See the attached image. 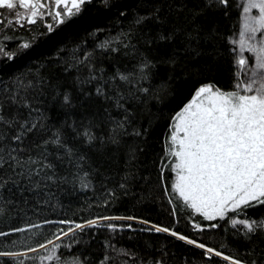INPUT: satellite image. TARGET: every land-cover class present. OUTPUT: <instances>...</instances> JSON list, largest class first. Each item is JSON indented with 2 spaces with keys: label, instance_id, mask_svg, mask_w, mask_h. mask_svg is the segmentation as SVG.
<instances>
[{
  "label": "trees",
  "instance_id": "1",
  "mask_svg": "<svg viewBox=\"0 0 264 264\" xmlns=\"http://www.w3.org/2000/svg\"><path fill=\"white\" fill-rule=\"evenodd\" d=\"M237 5V0L227 7L208 6L206 0H91L52 32L40 24L0 26V45L14 53L12 59L0 56L5 120L41 126L22 145L34 158L57 132L72 150L49 144L52 169L0 189V232L8 233L0 236V252L23 253L0 256V264H230L180 235L246 264H264V229L246 236L242 225L208 221L187 208L172 191L175 158L166 155L173 117L199 87L234 88ZM141 16L151 18L137 24ZM0 19L8 20L1 12ZM161 34L170 38L161 40ZM24 43L31 46L22 49ZM146 62L149 67L141 71ZM85 130L95 137L91 143ZM0 132L12 134L5 124ZM49 175L53 179L42 178ZM234 218L264 221V205ZM93 220L96 226H88ZM76 224L84 228L63 235ZM153 225L170 231L156 232ZM49 240L60 245L55 253ZM49 255L52 260L41 259Z\"/></svg>",
  "mask_w": 264,
  "mask_h": 264
},
{
  "label": "snow or ice",
  "instance_id": "2",
  "mask_svg": "<svg viewBox=\"0 0 264 264\" xmlns=\"http://www.w3.org/2000/svg\"><path fill=\"white\" fill-rule=\"evenodd\" d=\"M90 2L91 0H51L48 15H51L57 24H65L77 17L82 7ZM206 2L208 6L215 4L227 7L229 4V0H206ZM45 7L46 3L43 0H0V9H7L12 13L17 24L25 18V12L20 9L26 10L27 23L35 24L37 18L43 19L44 13L40 9ZM237 7H242V26L238 38L231 41L239 49L234 88L231 91H224L212 84L199 87L173 117L166 155L175 158L174 161H170L171 170L176 173L172 191L178 194V199L182 200L187 208L199 213L208 221L219 218L229 220L233 227L242 225L245 235L248 236L264 229V221L234 218L240 216L246 208L255 207L256 204L264 205V0H244V3ZM253 9H256L258 14L253 15ZM154 12L158 13L159 9H155ZM148 18L151 17H138L136 23L140 24ZM155 18L159 20L158 15H155ZM4 24L11 26L13 20L0 19V26ZM20 27L24 25L20 24ZM47 30L52 32L53 24H48ZM159 38L167 40L170 37L161 34ZM30 46V43H24L20 47L28 49ZM245 51L252 56L245 57L243 55ZM13 55L14 53L5 51L3 45H0V56L12 59ZM148 67L149 63L142 64L141 71ZM118 75L121 80L129 79L125 74ZM241 76L244 78L241 79ZM97 93L104 95L101 88H97ZM120 99L122 97L116 100L118 108L122 107ZM65 100L67 102L68 97H65ZM0 124H5L12 131L10 137L0 132V189L6 187L9 182L17 183L19 179H27L31 182L34 177H41L45 169H52L54 166L47 160L49 144L65 148L68 152L72 151L66 148L60 133L57 132L53 138L43 141L42 146L45 151L40 157L34 158L27 154L28 148L22 145L28 136L41 126L35 121L5 120L2 108H0ZM118 126L122 127L123 122H119ZM136 134L139 135L138 132ZM82 135L89 143L95 139L87 130ZM5 170H10L12 175L5 176ZM42 178L53 179L51 175ZM229 213L234 215L230 216ZM101 219L117 218L102 217ZM88 226H96V221H89ZM218 226V224L211 225L213 228ZM107 227L115 230L116 226L107 225ZM128 227L130 228L131 225ZM195 227L200 228V225L197 224ZM83 228L84 225L76 224L75 228L62 232L67 236L69 232L74 233L75 229ZM152 229L156 232L170 231L168 228L156 225H153ZM13 231H24V229ZM170 234L178 235L174 231ZM6 235L8 233L0 232V236ZM178 238L205 249L206 253L221 257L230 264H246L240 259L224 255L183 235ZM55 239L59 240L60 236L57 235ZM47 244L54 245L51 250L53 253L60 247L52 240ZM47 244H40L39 247L47 248ZM29 251L35 252L37 249L32 248ZM19 255L23 253L0 252V256ZM41 259L52 260L53 256L49 255ZM56 259L59 260V257ZM19 264H23V261ZM252 264L256 262L253 261Z\"/></svg>",
  "mask_w": 264,
  "mask_h": 264
},
{
  "label": "flooded vegetation",
  "instance_id": "3",
  "mask_svg": "<svg viewBox=\"0 0 264 264\" xmlns=\"http://www.w3.org/2000/svg\"><path fill=\"white\" fill-rule=\"evenodd\" d=\"M43 2L46 3V7L43 9H40L41 12L44 13L43 19L37 18V22L35 24H40L42 26H45L47 28L48 24H53V26L56 24V21L53 19L51 15H48L49 8L51 7V0H43ZM55 11V9H52ZM20 11L25 12V18L20 20V24L25 25H31L27 23V12L25 9H20ZM0 12L6 16L8 20H13L15 23L16 18L12 13H10L7 9H0ZM17 24V23H15ZM20 24H17L20 27Z\"/></svg>",
  "mask_w": 264,
  "mask_h": 264
},
{
  "label": "rangeland",
  "instance_id": "4",
  "mask_svg": "<svg viewBox=\"0 0 264 264\" xmlns=\"http://www.w3.org/2000/svg\"><path fill=\"white\" fill-rule=\"evenodd\" d=\"M237 2H238L239 5H242V4L244 3V0H237ZM239 8H240L239 26H238V30H237L236 34L231 38V41H232L234 38H238V34H239V32H240V30H241V26H242V7H239ZM252 14H253V15L258 14V13H257V10H256V9H253V10H252ZM231 44H232V43H231ZM232 46H233V50L236 49V50L234 51V53H235L236 58H237L238 51H239L238 46L233 45V44H232ZM243 55H244L245 57H251V56H252V54L249 53V52H247V51H245V52L243 53ZM250 63H251V61H250ZM243 78H244V77L241 76V79H243ZM175 179H176V178H175Z\"/></svg>",
  "mask_w": 264,
  "mask_h": 264
}]
</instances>
